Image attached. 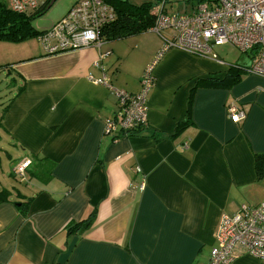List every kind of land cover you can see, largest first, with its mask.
Instances as JSON below:
<instances>
[{
  "label": "crops",
  "instance_id": "crops-1",
  "mask_svg": "<svg viewBox=\"0 0 264 264\" xmlns=\"http://www.w3.org/2000/svg\"><path fill=\"white\" fill-rule=\"evenodd\" d=\"M128 1L175 13L169 0ZM171 35L147 29L16 56L0 41V72L15 90L0 119V264H207L220 215L264 201V77L206 85L231 65L218 57L168 48L153 65L146 126L104 133L115 90L136 93ZM103 76L109 86L91 80ZM230 104L243 112L238 122ZM23 158L21 189L5 171ZM231 264L259 262L242 253Z\"/></svg>",
  "mask_w": 264,
  "mask_h": 264
},
{
  "label": "built area",
  "instance_id": "built-area-1",
  "mask_svg": "<svg viewBox=\"0 0 264 264\" xmlns=\"http://www.w3.org/2000/svg\"><path fill=\"white\" fill-rule=\"evenodd\" d=\"M47 0H6V6L17 13L39 10ZM112 6L105 0H77L66 14L50 28L37 35L45 53L53 54L79 47L99 46L102 31L115 20ZM149 30L160 33L170 29L157 57L143 72L136 93L115 90L116 112L104 119V133L112 136L133 134L147 124V94L154 86L153 65L168 48H177L200 57L211 54L212 45L229 44L247 53L250 62L244 72L264 77V0H215L197 4L189 12L166 14L162 6L156 12ZM93 82L109 86L105 76ZM233 122L243 117L235 105L227 106ZM31 161L23 158L15 164L14 173L24 179ZM216 246L207 264H231L236 256L247 253L264 264V201L243 205L233 213H222L215 233Z\"/></svg>",
  "mask_w": 264,
  "mask_h": 264
},
{
  "label": "trees",
  "instance_id": "trees-1",
  "mask_svg": "<svg viewBox=\"0 0 264 264\" xmlns=\"http://www.w3.org/2000/svg\"><path fill=\"white\" fill-rule=\"evenodd\" d=\"M105 1L113 7L116 17L111 24L103 29V40L139 34L154 24L157 12L154 9V1H145L140 4H133L128 0ZM49 2L50 0H47L44 6L39 10L30 12L29 14H23L10 10L4 2L0 1V41L18 43L37 37L38 34L45 31L46 29L37 30L33 28L30 21L43 13ZM244 68L245 66L240 63L231 64L229 65L227 74L223 79L217 81L210 79L204 81V83L215 87H229L240 80V75L241 73H244ZM17 94L18 92H16V95ZM13 98L14 97H11L8 100V103L2 108L0 119ZM189 102H191V100H189ZM262 168H264V165H262ZM88 221L89 219L69 224L67 231L71 232L77 230L82 223L85 225Z\"/></svg>",
  "mask_w": 264,
  "mask_h": 264
},
{
  "label": "rangeland",
  "instance_id": "rangeland-1",
  "mask_svg": "<svg viewBox=\"0 0 264 264\" xmlns=\"http://www.w3.org/2000/svg\"><path fill=\"white\" fill-rule=\"evenodd\" d=\"M6 3V0H0ZM76 0H55L53 4L47 8L42 14L36 16L31 19V25L33 28L37 30H43L50 28L54 23L59 21L68 11V9L72 6V4ZM199 1L204 2H214L215 0H169L166 2V10L168 12H180L185 13L192 10L195 4ZM27 12L26 14H29ZM170 30V29H166ZM25 42V41H22ZM28 44L24 45V47H18L15 44L21 43H12L8 42L7 47H3V50L8 52L9 54H14L11 56H16L20 54V50H25L26 46L28 49H34L40 47L42 49L41 43L39 44L36 38H31L27 40ZM11 43V44H10ZM16 46V47H14ZM7 48V49H6ZM211 54H215L220 60L228 63H244L250 62V58L247 53H241L234 46L229 44L224 45H212L211 46ZM11 78L4 71L0 72V113L2 112V108L4 105L8 103V100L15 94V90L12 89L13 84L10 82ZM12 85V86H10ZM1 135V132H0ZM2 140H0V147L3 146ZM1 158H4L3 155H0ZM16 164V163H15ZM9 171H5V176L8 178L10 182H13L14 186L17 188H23L20 183L18 177L11 172V163L8 164ZM11 173V174H10Z\"/></svg>",
  "mask_w": 264,
  "mask_h": 264
},
{
  "label": "water",
  "instance_id": "water-1",
  "mask_svg": "<svg viewBox=\"0 0 264 264\" xmlns=\"http://www.w3.org/2000/svg\"><path fill=\"white\" fill-rule=\"evenodd\" d=\"M54 1H55V0H50V2H49V4H48L47 8H49V7L53 4ZM47 8H46V9H47Z\"/></svg>",
  "mask_w": 264,
  "mask_h": 264
}]
</instances>
